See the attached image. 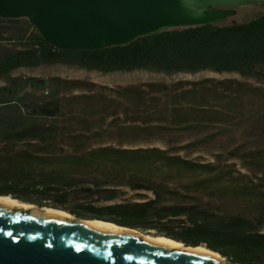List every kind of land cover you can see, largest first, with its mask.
<instances>
[{"label": "trees", "instance_id": "16d2710c", "mask_svg": "<svg viewBox=\"0 0 264 264\" xmlns=\"http://www.w3.org/2000/svg\"><path fill=\"white\" fill-rule=\"evenodd\" d=\"M55 65L105 75L210 71L258 78L264 66V14L241 24L172 29L93 51L56 49L27 19L0 18V196L151 231L185 246L205 245L231 263L264 264L263 178L255 182L248 174L234 175L220 155L204 163L179 153L208 152L228 136H205L175 149L121 146L198 131L202 122L192 112L200 106L202 116L206 104L223 100L214 89L202 83L179 84L175 90L158 84L120 87V98L141 107L159 101L161 92L171 99V122L126 125L123 132L132 130V137L109 135L99 113H63L65 87L93 91L95 83L14 75L22 68ZM218 85L231 89L230 81ZM70 100L101 101L96 95ZM93 126L97 130L90 134ZM116 139L119 145H107L106 140ZM246 152L244 160L251 163L244 168L250 172L255 166L264 176V151ZM176 181L197 195L181 193L171 185ZM215 201H237L250 213L218 211Z\"/></svg>", "mask_w": 264, "mask_h": 264}, {"label": "water", "instance_id": "95a60500", "mask_svg": "<svg viewBox=\"0 0 264 264\" xmlns=\"http://www.w3.org/2000/svg\"><path fill=\"white\" fill-rule=\"evenodd\" d=\"M255 4L264 0H0V18L27 19L56 49L93 51L172 29L224 25L239 7ZM183 245L0 203V264H237L205 245ZM200 246L225 261L194 250Z\"/></svg>", "mask_w": 264, "mask_h": 264}, {"label": "rangeland", "instance_id": "374dc122", "mask_svg": "<svg viewBox=\"0 0 264 264\" xmlns=\"http://www.w3.org/2000/svg\"><path fill=\"white\" fill-rule=\"evenodd\" d=\"M259 14H264V6L247 5L241 6L237 10V15L229 18L224 25L241 24L248 22ZM261 76L258 78H243L236 73H214L203 71L198 73H176L167 75L163 73L150 71L117 72L111 74H101L95 71L81 70L76 67L64 65L42 66L39 68H22L15 72V76L35 77V78H53L61 77L66 80H80L95 83L97 86L93 91L73 90L65 87L63 101V113L65 115H78L91 110L92 113L103 115L105 120V129L109 135L124 133L125 126L135 127L143 126L144 123L154 125H166L171 122L170 108L171 99L164 97L160 92V100L155 103H149L146 106H138L132 102L120 98L116 91L120 87H130L142 84L165 85L171 90L176 89V85L183 84L187 86L190 83H202L207 88L216 91L218 97L223 100L212 101L204 106L205 113L202 116L198 112H192L194 120L202 122L201 128L196 132H176L174 138H165L159 140L157 136L152 137L150 143H139L137 145L122 144L124 148L135 147H160V148H178L185 144L203 138L205 136H228L225 142L219 146H214L208 152L186 153L179 152L181 156L190 160L199 162H216V156L220 155L223 166H230L234 175L238 176L241 172L248 174L249 177L258 182L264 176L252 166L250 172L244 168L247 163L244 155L245 150L264 151V66L259 69ZM230 81L231 89L218 85L219 82ZM77 95H96L101 101L91 100L87 103L73 102L70 99ZM226 97V99H224ZM208 101V100H207ZM86 102V101H85ZM189 101L185 102V105ZM206 103V102H205ZM167 118L168 122L164 119ZM79 129V128H78ZM80 130V129H79ZM97 130L96 127L90 128V134ZM124 131V132H123ZM132 130L126 133L130 135ZM129 137V136H128ZM132 137V134H131ZM107 139V138H106ZM131 139V138H130ZM120 140H106L107 145H119ZM163 141H165L163 143ZM237 155V156H235ZM200 159V160H198ZM181 193L196 196L194 192L180 188L178 181L171 184ZM204 201H209L208 194H200ZM216 209L222 212L250 213L245 207L237 201H215ZM138 231V230H137ZM149 236H156L154 232H141ZM164 237V236H156Z\"/></svg>", "mask_w": 264, "mask_h": 264}, {"label": "bare ground", "instance_id": "6f19581e", "mask_svg": "<svg viewBox=\"0 0 264 264\" xmlns=\"http://www.w3.org/2000/svg\"><path fill=\"white\" fill-rule=\"evenodd\" d=\"M0 203L11 204V205H14V206H16L22 210H25V211L39 212V213L47 214L50 216H55V217H58L62 220H65L67 222L91 224V225H94V226H97V227H100V228H103L106 230L128 232V233L134 234L136 236H139L140 238H143L145 240H148V241H151L154 243H177V244L183 245L180 242H177L175 240H172V239H169L166 237H153L152 235L151 236L145 235V234H142L136 230H130V229L118 227L117 225H115L113 223H109V222L98 221L95 219H93V220H91V219H79L77 217L72 216L71 214H69L67 212L55 210V209H50L48 207L38 209L37 207H35L31 204L22 203V202H19L18 200L12 199V198L7 197V196H0ZM194 250L197 252H200L202 254H206V255H210V256L220 258V259L225 261V259L220 257L218 254L213 253L211 251H208L203 246L197 247Z\"/></svg>", "mask_w": 264, "mask_h": 264}, {"label": "flooded vegetation", "instance_id": "af4514ba", "mask_svg": "<svg viewBox=\"0 0 264 264\" xmlns=\"http://www.w3.org/2000/svg\"><path fill=\"white\" fill-rule=\"evenodd\" d=\"M255 5H259V4H255ZM238 10V9H237Z\"/></svg>", "mask_w": 264, "mask_h": 264}]
</instances>
